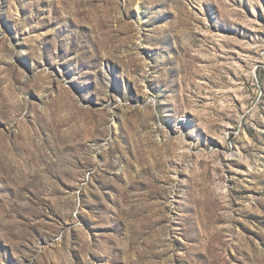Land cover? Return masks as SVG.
<instances>
[{
  "label": "rangeland",
  "instance_id": "obj_1",
  "mask_svg": "<svg viewBox=\"0 0 264 264\" xmlns=\"http://www.w3.org/2000/svg\"><path fill=\"white\" fill-rule=\"evenodd\" d=\"M0 264H264V0H0Z\"/></svg>",
  "mask_w": 264,
  "mask_h": 264
}]
</instances>
